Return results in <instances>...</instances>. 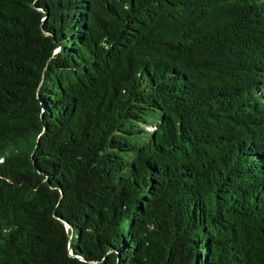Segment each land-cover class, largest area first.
I'll list each match as a JSON object with an SVG mask.
<instances>
[{"label":"trees","instance_id":"trees-1","mask_svg":"<svg viewBox=\"0 0 264 264\" xmlns=\"http://www.w3.org/2000/svg\"><path fill=\"white\" fill-rule=\"evenodd\" d=\"M0 264H264V0H0Z\"/></svg>","mask_w":264,"mask_h":264}]
</instances>
